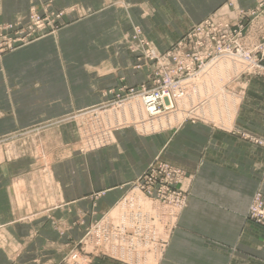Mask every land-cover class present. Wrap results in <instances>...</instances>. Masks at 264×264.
Here are the masks:
<instances>
[{
    "label": "rangeland",
    "instance_id": "obj_1",
    "mask_svg": "<svg viewBox=\"0 0 264 264\" xmlns=\"http://www.w3.org/2000/svg\"><path fill=\"white\" fill-rule=\"evenodd\" d=\"M137 2L139 16L154 19L151 30L133 21L130 2L106 1L113 11H121L118 18L123 25L117 46L106 49L113 56L127 55L124 70L133 72V80L119 77L102 93V73L108 69L97 63L92 68L100 76L95 73L97 78L92 80L95 88L101 87L98 102L0 134V167H33L48 189L53 167H66L72 161L82 164L91 157L94 171L102 170V157H92L112 149L116 134L127 136L123 146L138 143L136 158L133 154L130 159L124 150L112 157L117 159L115 169L126 172L138 165L136 173L125 175L127 179L116 190L93 189L84 196L86 205H76L72 218L67 219L66 213L58 218L46 216L49 229L60 238L54 248L58 252L49 253L57 255L53 264H158L192 179L162 158L158 149L163 134L175 133L186 123H201L264 148V138L237 125L250 83L254 79L264 82V0H221L184 30L173 29L184 16V0ZM101 10L102 5L89 9L79 2L63 7L51 0L39 5L32 2L25 14L0 23V58L54 37L67 25ZM97 33L103 37L102 30ZM115 33L108 30L105 37L114 38ZM154 34L162 40H154ZM148 96L154 97L153 112L144 101ZM48 189H42L44 196ZM256 193L264 194L256 189L252 198ZM108 195L114 196L111 202ZM102 202L108 205L104 208ZM248 210L245 218L251 221ZM49 254L40 258L46 261Z\"/></svg>",
    "mask_w": 264,
    "mask_h": 264
},
{
    "label": "crops",
    "instance_id": "obj_2",
    "mask_svg": "<svg viewBox=\"0 0 264 264\" xmlns=\"http://www.w3.org/2000/svg\"><path fill=\"white\" fill-rule=\"evenodd\" d=\"M42 1L47 0H0V23L14 20L27 12L30 3L39 5ZM51 1L58 7L74 2L89 9L102 5V13L71 23L54 37L39 39L0 58V134L98 102L101 87L95 88L92 80L93 76L97 78L92 68L97 63L108 69L102 73V93L119 77L134 79L131 70H124L127 55L113 56L106 49L118 44L117 33L120 35L123 29L118 18L121 11L109 8L108 0ZM126 1L130 2L129 12L135 23H142L146 30L154 28V19L139 16L137 0ZM220 1L184 0V16L173 29L184 30ZM99 30L102 38L97 37ZM108 30L115 31L116 37H105ZM153 39L162 40L157 34ZM237 125L264 138V82L254 79L250 83ZM124 138L127 136L116 134L112 149L92 157H102V170L94 171L91 157L84 158L82 164L72 161L66 167H53L49 189L33 167H0V234L4 240L0 264L56 261L57 255L49 253L57 250L60 238L49 229L46 216L58 218L66 213L67 219L72 218L76 205L87 204V193L93 189L112 192L127 179L125 175L136 173V164V169L126 172L114 168L117 159L113 161L112 157L121 150L130 153V159L133 154L137 157L138 143L123 146L128 142ZM160 145L162 158L191 174L192 179L186 203L158 264H264V227L245 218L255 190L264 192V148L201 123H186L175 133L163 134ZM44 188L49 190L46 196ZM113 197L108 195V201ZM59 204L61 209L56 208ZM107 205L102 202V207ZM44 253L50 255L46 261L40 258Z\"/></svg>",
    "mask_w": 264,
    "mask_h": 264
},
{
    "label": "built area",
    "instance_id": "obj_3",
    "mask_svg": "<svg viewBox=\"0 0 264 264\" xmlns=\"http://www.w3.org/2000/svg\"><path fill=\"white\" fill-rule=\"evenodd\" d=\"M153 99L152 96L144 98L146 107L152 109V112L155 109ZM247 216L251 221L264 227V194L256 193L253 196Z\"/></svg>",
    "mask_w": 264,
    "mask_h": 264
},
{
    "label": "bare ground",
    "instance_id": "obj_4",
    "mask_svg": "<svg viewBox=\"0 0 264 264\" xmlns=\"http://www.w3.org/2000/svg\"><path fill=\"white\" fill-rule=\"evenodd\" d=\"M148 111H149V112H152V109H149V108H148Z\"/></svg>",
    "mask_w": 264,
    "mask_h": 264
}]
</instances>
